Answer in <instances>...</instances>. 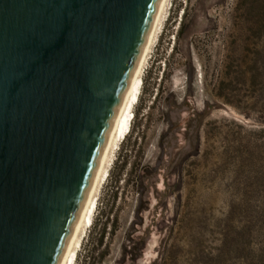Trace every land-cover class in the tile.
I'll list each match as a JSON object with an SVG mask.
<instances>
[{
  "label": "rangeland",
  "instance_id": "1",
  "mask_svg": "<svg viewBox=\"0 0 264 264\" xmlns=\"http://www.w3.org/2000/svg\"><path fill=\"white\" fill-rule=\"evenodd\" d=\"M257 62L264 0L171 1L75 264H264Z\"/></svg>",
  "mask_w": 264,
  "mask_h": 264
},
{
  "label": "water",
  "instance_id": "2",
  "mask_svg": "<svg viewBox=\"0 0 264 264\" xmlns=\"http://www.w3.org/2000/svg\"><path fill=\"white\" fill-rule=\"evenodd\" d=\"M162 0H0V264H62Z\"/></svg>",
  "mask_w": 264,
  "mask_h": 264
},
{
  "label": "bare ground",
  "instance_id": "3",
  "mask_svg": "<svg viewBox=\"0 0 264 264\" xmlns=\"http://www.w3.org/2000/svg\"><path fill=\"white\" fill-rule=\"evenodd\" d=\"M172 0H162L157 22L150 34L144 52L135 68L126 93L115 116L114 122L94 175L93 186L89 197L81 211L79 220L67 243L66 252L62 264H75L82 237L88 227L93 224V214L97 207L99 189L109 176L110 166L115 160V154L122 141L127 137L132 126V117L140 98V87L143 84V75L146 69L149 55L154 44L159 38L160 31L169 13Z\"/></svg>",
  "mask_w": 264,
  "mask_h": 264
},
{
  "label": "trees",
  "instance_id": "4",
  "mask_svg": "<svg viewBox=\"0 0 264 264\" xmlns=\"http://www.w3.org/2000/svg\"><path fill=\"white\" fill-rule=\"evenodd\" d=\"M260 70H264V62H262L260 65L259 63L257 62L255 65H254V70L255 72H258ZM253 73V72H252ZM263 75V74H262ZM264 76V75H263ZM256 76L253 75V79L255 78ZM143 133H142V136H140V139L143 138ZM134 151V149H131L130 152L132 153ZM106 229H107V224L104 223V233L106 232ZM102 257H103V254H102ZM92 256H90V254H88L84 260V263L83 264H94V258H93V261H92Z\"/></svg>",
  "mask_w": 264,
  "mask_h": 264
}]
</instances>
